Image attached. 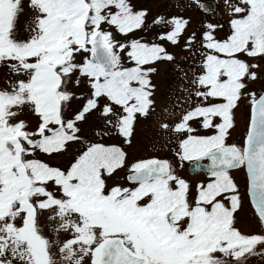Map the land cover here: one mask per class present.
Listing matches in <instances>:
<instances>
[{"label":"snow or ice","instance_id":"snow-or-ice-1","mask_svg":"<svg viewBox=\"0 0 264 264\" xmlns=\"http://www.w3.org/2000/svg\"><path fill=\"white\" fill-rule=\"evenodd\" d=\"M193 6L0 0V264L264 261V0Z\"/></svg>","mask_w":264,"mask_h":264},{"label":"rangeland","instance_id":"rangeland-1","mask_svg":"<svg viewBox=\"0 0 264 264\" xmlns=\"http://www.w3.org/2000/svg\"><path fill=\"white\" fill-rule=\"evenodd\" d=\"M208 1H212L215 3L216 8L209 12H204L200 10L198 7L193 6L192 9L189 10V15L192 18V27L198 28L201 21L212 22V23H222L225 24L227 27V16L223 15V4L224 0H199L202 4H207ZM206 2V3H205ZM138 3L143 5L144 7L152 9L153 13L157 10L164 11V4L166 0H138ZM214 5V6H215ZM171 50V49H170ZM179 51L178 49L176 50ZM179 74L173 72V66L167 65L161 66V74L159 77L156 78V82L159 85L160 91L164 93L166 96L169 90V86L176 80ZM176 95L182 96L183 94L180 93L178 90ZM167 103V101H164ZM248 121V110L246 107L241 108V110L237 113V123H238V132L233 134L234 140H239V134L242 133L247 125ZM148 134L142 133L140 136L137 137V140L132 148L127 149L129 152V161H133L139 158H149L152 156H157L160 158H166L175 162L174 152L170 149L174 148V145L168 144L164 145L163 141H160L155 147L153 143L146 138ZM182 175L186 176L189 180L193 181L194 183L205 179V175H195L191 176L188 173V164L184 165V169L182 171ZM120 182L124 183L123 175L120 177ZM251 213H248L241 218L240 227L245 230H250V225L252 224V220L250 218ZM251 264H264V261L260 260L259 258H253Z\"/></svg>","mask_w":264,"mask_h":264},{"label":"water","instance_id":"water-1","mask_svg":"<svg viewBox=\"0 0 264 264\" xmlns=\"http://www.w3.org/2000/svg\"><path fill=\"white\" fill-rule=\"evenodd\" d=\"M206 5H210V6H211V11L215 9V8H214L215 6H214L213 3H207ZM190 172H191V173H197V172H193V171L191 170V168H190Z\"/></svg>","mask_w":264,"mask_h":264}]
</instances>
